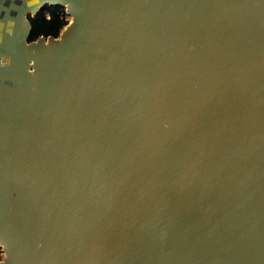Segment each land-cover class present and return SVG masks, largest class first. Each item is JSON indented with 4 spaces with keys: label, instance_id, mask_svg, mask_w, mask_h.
<instances>
[{
    "label": "water",
    "instance_id": "95a60500",
    "mask_svg": "<svg viewBox=\"0 0 264 264\" xmlns=\"http://www.w3.org/2000/svg\"><path fill=\"white\" fill-rule=\"evenodd\" d=\"M64 5L58 37L28 13ZM0 264H264V0H0Z\"/></svg>",
    "mask_w": 264,
    "mask_h": 264
},
{
    "label": "trees",
    "instance_id": "16d2710c",
    "mask_svg": "<svg viewBox=\"0 0 264 264\" xmlns=\"http://www.w3.org/2000/svg\"><path fill=\"white\" fill-rule=\"evenodd\" d=\"M63 6L43 5L34 16L28 15L31 29L28 41L35 40L39 36H58L60 30L68 23Z\"/></svg>",
    "mask_w": 264,
    "mask_h": 264
},
{
    "label": "rangeland",
    "instance_id": "374dc122",
    "mask_svg": "<svg viewBox=\"0 0 264 264\" xmlns=\"http://www.w3.org/2000/svg\"><path fill=\"white\" fill-rule=\"evenodd\" d=\"M61 6H63V8H65L64 5H61ZM38 10H39V9H38ZM28 15H30V16H34L35 13H28L27 16H28ZM65 18H66V20H67L68 22H69L70 19H71L70 15H68L67 13H66V15H65ZM63 29H64V27L60 30V33L62 32ZM60 33H59V34H60ZM59 34H58V36H59ZM58 36H56V37H58ZM1 252H2V246L0 245V256H1Z\"/></svg>",
    "mask_w": 264,
    "mask_h": 264
},
{
    "label": "bare ground",
    "instance_id": "6f19581e",
    "mask_svg": "<svg viewBox=\"0 0 264 264\" xmlns=\"http://www.w3.org/2000/svg\"><path fill=\"white\" fill-rule=\"evenodd\" d=\"M1 245V244H0Z\"/></svg>",
    "mask_w": 264,
    "mask_h": 264
}]
</instances>
